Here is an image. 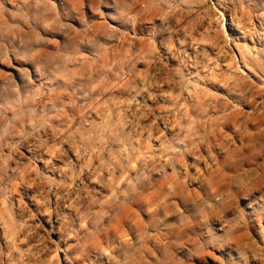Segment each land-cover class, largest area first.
<instances>
[{"label": "clouds", "instance_id": "9594fccd", "mask_svg": "<svg viewBox=\"0 0 264 264\" xmlns=\"http://www.w3.org/2000/svg\"><path fill=\"white\" fill-rule=\"evenodd\" d=\"M11 2L14 8L8 6L9 0H0V62L11 63L14 57L34 70L24 69L19 81L3 74L12 100L0 104V180L9 171H20L18 161L13 169L9 162L23 157L21 148L26 145L33 158L25 173L36 176L35 199L50 222L54 213L58 216L61 231L75 237L78 245L106 233L125 206L135 205L144 216L140 201L156 189L145 216L147 226H125L126 239L122 243L113 240L106 249L110 264H212L210 256L219 264H259L264 257V225L256 232L253 228L256 217L264 218V83L254 84L234 66L227 77V91L214 89L213 84L220 82L217 77L223 78L218 57L205 50L193 58L179 34L184 25L174 23L177 16L187 17L196 6L201 9L197 22L215 17L212 31L219 55L226 56L232 46H239L251 56L255 49L228 32L227 17L215 11L213 0H93L92 16L85 15L82 7L73 15L64 6L66 0ZM217 2L225 11L238 2L245 10L240 18L246 27L243 39L264 42V0ZM146 19L152 23H145ZM194 31L188 23L186 34ZM137 40L147 47L138 50ZM117 42L120 56L100 69L102 56ZM170 57L176 58L175 67H169ZM138 61H147V68L142 71ZM252 61L264 72V62L255 56ZM89 63L99 69L91 79L86 74ZM165 77L171 85L172 105L157 117L166 121L165 127L158 132L153 126V134L144 136L149 127L141 120L153 111L147 102L169 96L160 90ZM64 89L71 92L67 101L62 99ZM116 91L126 97L121 103L109 99L106 108H95V96L106 98V93ZM77 92L84 104L76 103ZM92 111L101 117L99 122L91 118ZM234 119L238 130L230 137L223 133L226 138L217 150L213 137L219 139L222 128L230 131ZM253 120L257 130L248 136ZM50 128L55 142L68 144L76 154L73 162L67 151L56 152L55 159L64 165L59 179L42 175L35 163L36 158L43 159L37 149L47 147L43 137L53 138ZM169 128L173 131L164 134ZM158 138L160 147L153 144ZM193 156L195 162L190 161ZM44 163L49 172L57 168L51 158ZM156 173L167 178L163 187ZM93 179L94 185L87 183ZM19 183V177H14L0 186V226L5 227L9 244L8 251L0 247V264H21L14 253L20 252L21 258L27 255L19 247L21 238L27 242L36 228L29 224L36 213L25 203L27 194L19 206L13 198ZM212 187L215 192L209 190ZM190 190H194L191 195ZM254 194L259 208L250 214L243 202ZM93 196L102 211L94 207ZM174 209L181 210L176 215L182 222L168 215ZM242 232L249 233L247 241L233 247L231 241ZM157 237L164 243L153 244ZM226 251L227 256L223 255ZM69 264H73L71 257Z\"/></svg>", "mask_w": 264, "mask_h": 264}, {"label": "rangeland", "instance_id": "374dc122", "mask_svg": "<svg viewBox=\"0 0 264 264\" xmlns=\"http://www.w3.org/2000/svg\"><path fill=\"white\" fill-rule=\"evenodd\" d=\"M10 4H12L14 6V4L11 2V0H9ZM215 2L214 5L216 6V9H218L219 11L217 12L216 9L215 11L219 14H222L225 16V13L222 12V8L221 6H219L217 0H214L213 3ZM8 6L10 8H14L11 5L8 4ZM67 9L71 10V12L73 13V15H78L81 7L82 10L84 12L85 15L87 16H92L93 13V0H67L65 2L64 5ZM218 7V8H217ZM229 7H231L232 9V18L236 21H238L239 26H241V17L245 15V10L244 8L239 6V3L237 2L234 5H229ZM185 10L187 9V6H184ZM194 10L187 16V17H181V16H177L176 20L174 21V23L180 27L181 25H184V27H180V36L186 40V44L183 46L185 48V50L190 54L193 55V58H195V54L198 51H208L210 53V55L212 57H217L215 52L216 50V44L214 43L215 40L213 39V36L215 35V33L212 31V29L215 28V23H214V19L215 17L210 15L205 19H201L199 20V22H197V13L201 12V9L193 6ZM220 8V9H219ZM224 9V8H223ZM222 12V13H221ZM10 19V18H9ZM97 27H101V22H100V18L97 17ZM152 23V20H145V23ZM204 21V22H203ZM187 22V23H186ZM255 21H253L254 23ZM191 23L193 24V26L195 27V31L191 34V35H187L185 32V28L187 27V24ZM200 23V24H199ZM206 23V24H205ZM212 26V27H211ZM242 27V26H241ZM242 31L246 33V27L242 28ZM139 41V43H137ZM190 43V44H189ZM136 44H138V50L139 49H143L145 47H147L145 45V43L142 40H137ZM248 47H251V43L248 42ZM253 48V47H251ZM255 50L259 49L261 50L260 54H257L255 51L252 53L251 56H249L247 53H245V57L248 59L246 60L248 63H245L244 60L241 59V55L239 54V52L234 49L235 53L231 54L230 58H226L225 61L223 59H220L221 57H218V62L221 65V68L219 69L220 72L223 73V78L221 79L220 77H217L218 80H220L219 83H214L213 84V88L214 89H219L220 91H227V77L228 74L232 71V68L234 66H238L242 73L244 75H246L247 77L250 78L251 81L254 82V84H262L264 83V79H261V77H264V72H261L259 67H254V63H251V59L252 56H255L257 58L258 61L260 62H264V42H260L256 44V46L254 47ZM113 51V52H112ZM238 53V54H236ZM121 54V47L119 46V42H117L116 44H114V46L112 47V50L110 52H106L100 61V69H102L104 66H106L107 62L110 61L113 58L119 57ZM236 59H235V56ZM239 55V56H238ZM259 55V56H258ZM175 60H172V59ZM251 58V59H250ZM200 59L203 61V57H200ZM239 59V60H238ZM11 63H6V62H0V104H7V103H11L12 100V93L10 91V84L9 82L4 78L3 74H11V76L15 79H17L19 81V79L22 76V72L24 69H28L29 71H33L34 68L27 64L24 61L21 60H17L14 57H10ZM171 63L169 64V67H175L176 66V58L175 57H170ZM228 60V61H227ZM233 60L236 61V65H233ZM206 63V61H204ZM244 62V63H243ZM239 64V65H238ZM138 65L140 67V69L143 71L145 68H147V61H138ZM171 65V66H170ZM99 69H97L94 65V63H89L86 69V74L87 77L89 79H91V77H93V75L98 71ZM189 71H195V69H189ZM210 74L211 71H210ZM83 77V73L81 74V78ZM140 78V73H137V79ZM166 79V77L164 78ZM163 79V80H164ZM160 90L161 91H165L169 93L168 97H159L157 101L153 102V101H148V107L150 109H152V114L148 116L147 120H141V124H147V126L150 128V126L153 125H158L160 126V120L157 119V117H160L163 115V113L165 112L166 109H168L169 107H171L172 105V100H171V85H160ZM255 91H259L258 89H255ZM81 93L77 92V100L76 103L78 104H84L85 101L82 99H79ZM71 98V92L68 89H64L63 90V96L62 99H64L65 101L69 100ZM126 97L124 95H121L119 93V91L116 92H112L111 95H108L106 93V98H102L100 96H95V100H96V104H95V108L97 110L101 109L102 107H107L108 106V100L111 99V101L113 102V104L116 103H121ZM195 99L197 101H199L200 97H199V93L197 98L195 97ZM249 99L251 100V94L249 96ZM257 99H259V97H257ZM88 109H92V103L89 102L88 103ZM163 111V112H162ZM88 112L87 110L85 111V115H87ZM119 115V113H118ZM70 114H69V119H70ZM91 118L93 120H95L96 122H99L101 117L97 114L96 111H92L91 113ZM84 123L87 125L88 121L85 120ZM256 124L257 121L253 120L251 122V127L248 129L247 131V135L250 136L253 132H255L257 130L256 128ZM161 127V126H160ZM236 127V128H235ZM238 123L236 122V120L234 119L231 125V130L228 131L226 129H221V133L222 135L219 137V139H217L215 136L213 137V139H216V148L217 150H221L222 147V142L225 140L226 136L223 133H226L228 137L231 136L232 132H235L238 130ZM173 131V129H169L167 130L166 133L164 134H170ZM48 132H54V129H48ZM170 132V133H169ZM60 134L63 135L64 134V130L61 129L60 130ZM55 135V133H54ZM46 141H47V147H42L40 149H37V151L40 154L45 153V151L47 153H50L51 151H56L58 149H65L66 147H70L68 144H58L57 142H55V139H51L49 137H43ZM54 138V137H53ZM153 144L156 147H160V143H156L155 141H153ZM21 152L26 153V150L31 151L26 145L23 146L21 148ZM24 150V151H23ZM5 153H7L8 149L4 150ZM33 157H31L30 159H32ZM23 159V158H17L14 157V162H16L15 165H13L12 161L9 162V165L12 166L13 168L17 167V161L19 162L20 165V171L25 172V166L28 165L29 160ZM40 158H36L35 159V163L37 168L39 169V171L41 172L42 175L44 176H48L43 170H41L42 165L41 162L39 160ZM169 171V170H168ZM26 174V173H25ZM3 175V174H0ZM157 176V178L159 180H163V177H160L158 173L155 174ZM26 176L28 178H35L36 176L34 173L32 172H28L26 174ZM14 177H18V173H14V174H10V172L7 173V175L3 176V180H0V186L6 185L8 183V181ZM79 183V182H77ZM87 183L90 184H95V180H90L87 181ZM264 188V185L263 187ZM191 191L194 190H190L189 195H191ZM156 189H153L150 192H147L144 194L143 196V200H145L147 197L151 196L152 194H155ZM18 193H20V188L17 185L16 188V192L13 193V198L15 200V203L17 206H19L20 204V198L17 196ZM85 196H87V192H85ZM197 198H199V193H197ZM96 197L93 196L92 197V203L94 205V207L97 210H101V205L99 204H95L96 201ZM27 204V203H26ZM244 207L248 210V212L251 214L253 212H255L256 210H258L259 205L255 202V194L252 196L251 199L246 200L243 202ZM151 211V209L147 208L145 206V215L141 216L138 213V210L136 208L135 205H130V206H126L123 208L122 213L120 214V216L117 218L115 223H112L109 230L106 233H101V235L97 238V237H90V238H86L83 239L79 242L76 240L75 237H70L69 242L67 243L70 247V252L72 256H79L81 254H83L86 249L88 248H92L95 245L96 246H100L102 245L103 247H105L107 249V247H109L113 240L115 242H123L126 239V235H128L127 233V229L125 226L130 225L134 228H143L147 226V223L145 221V216H147V214ZM181 211L180 209H174L172 212L168 213V215L173 216L174 219L176 220V222H182V218L177 216L176 213ZM74 214V213H73ZM37 220V215H36V219L32 220L33 222H35ZM37 224V230L40 231V228L44 226L43 222H35ZM264 225V218L261 217H256V225L253 228V232H256L259 230V228ZM3 226H0V247H2L5 251L9 250V244L7 241V238H5L4 234H3ZM81 236L84 235L83 231H81L80 233ZM249 235V233H237L236 238L234 240L231 241V244L233 245V247H235L238 243H240L241 241L246 242L247 241V236ZM153 244H163L164 241L159 240V237H157L156 240L152 241ZM26 243L24 241H21L20 243V249L22 252H25V247ZM14 255L18 258L21 259L22 262V258H21V253L20 252H16L14 253ZM223 255L227 256L229 255V252H225ZM209 259L212 261V264H219V262L217 261L215 256H210ZM94 261H102V264H110L109 261V257L107 254V251H105V253L102 256H97V255H93L92 253L90 254L89 257H86L85 260L81 263V264H93ZM259 264H264V257H260L259 259Z\"/></svg>", "mask_w": 264, "mask_h": 264}, {"label": "bare ground", "instance_id": "6f19581e", "mask_svg": "<svg viewBox=\"0 0 264 264\" xmlns=\"http://www.w3.org/2000/svg\"><path fill=\"white\" fill-rule=\"evenodd\" d=\"M213 4H215V2ZM9 5L14 7L12 4H10V2H9ZM229 9L230 10L225 11V9L222 8V10H223L222 12H224L225 16L227 17L228 32L230 34H232L233 36L241 37L242 38L241 43H246L247 46H248V42L251 43V47H253V48L256 46L257 43H259V45H260L261 41H257L254 43L251 42V40H252L251 37H248L247 40L243 39V37H245V32L242 31V28H244V27L239 26L238 21H236L232 18V16H231L232 15V9H231V7H229ZM216 11L218 12L219 10L216 9ZM137 43H139V41ZM214 43L216 44V41ZM234 49H236L239 52V54L241 55V59L244 60L245 63H248L246 61V60H248L247 59L248 57L247 58L245 57V53H247V51L242 50L239 46H232V50L226 56L219 55L221 49L218 46H216L215 52H217L216 53L217 57H221L220 59H223L225 61V59L227 57L230 58L231 54L236 52V51L234 52ZM260 52H261V50H259V49L255 50L256 56H257V54H260ZM236 54H238V53H236ZM235 59H236V56H235ZM172 60H175V59L173 58ZM252 62L253 61H251V63ZM160 85H170V82L166 78L163 80V82ZM193 91L195 92L196 90L193 89ZM143 95H146V94H143ZM185 95H187V93ZM197 96H198V92L196 93V98H197ZM158 120H160V119H158ZM165 123H166V121L164 119H161V121H160L161 127L156 125V124L153 126H156L157 131L160 132V130L164 129ZM153 126H150L149 131L146 133H143V135L144 136H151L153 134L151 131V128ZM169 129H167V130H169ZM49 134L51 137H54V132L53 133L49 132ZM51 139H54V138H51ZM155 142L158 143L159 138ZM59 150L60 149H58L56 151H51L50 153H47L45 151V153L40 154L43 157V159H39L41 162V165H42L41 170H43L48 175V177L51 179H59L60 178V170L64 166L63 161L55 159V154ZM63 150L68 152L69 157L73 160V162H76V154L74 151H72L71 147H66ZM26 152H27V154L23 153L24 154L23 157H19V158H23L26 160L30 159L32 157V151L26 150ZM50 158L53 159L54 163L57 165V168L53 169L52 172H49L48 166L44 163V161H46ZM190 161L195 162L196 158L193 156L190 158ZM12 163H13V165L16 164V162H14V161H12ZM13 165L12 166L9 165V169H13ZM204 166H205V168H207L206 164ZM169 171H170V169H169ZM192 171H197V169L193 168ZM9 172H10V174H14L11 171H9ZM18 177L20 180V183L18 184V187L20 188V193H18L17 196L21 199L22 196L27 194V199L25 200V203H27V206L31 210V212L36 213V215H37L36 221L44 223V226L40 228V231H38L37 230L38 226L35 223L36 221L35 222L29 221V224L35 225L36 228H35V232L31 236L28 237L27 242H25L23 240V238H21V241H24L26 243L25 247L28 246L27 248H25V252H24L27 255L22 257L21 264H69V257H71L73 264H81L85 260L86 257L90 256L91 253L93 255H97V256H102L105 253V251H106L105 247H103L102 245H100V246L95 245L92 248L86 249V251L83 254L79 255L78 257L72 256L71 252H70V247L67 244L69 242L70 238L65 234V232L61 231V221L59 220L58 216L54 213L51 217V222H50L49 216L47 215V213H45L43 211V209L40 207L39 203L35 199L36 194L39 191V189L33 183L36 179L35 178H32V179L28 178L26 176L25 172H22V171L18 172ZM25 181H27V182H25ZM159 181H160V185H159L160 187H163L164 184L168 183V180L165 177H163V180H159ZM261 187H263V185ZM209 190L212 192L216 191L215 187H212ZM153 195L154 194L147 197L145 200L142 199L140 201V203L142 205H144V207L146 206L147 208H149L148 206L151 202ZM52 199L55 200V197H52ZM61 204L66 208V204H64V202H61ZM126 208H127V206H126ZM53 225H55V228H53ZM5 232H6V229L4 227L3 234L6 238ZM117 243H119V242H117ZM120 243H122V242H120Z\"/></svg>", "mask_w": 264, "mask_h": 264}]
</instances>
